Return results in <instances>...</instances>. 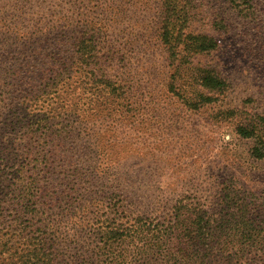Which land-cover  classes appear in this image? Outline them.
Returning a JSON list of instances; mask_svg holds the SVG:
<instances>
[{"label":"rangeland","instance_id":"obj_1","mask_svg":"<svg viewBox=\"0 0 264 264\" xmlns=\"http://www.w3.org/2000/svg\"><path fill=\"white\" fill-rule=\"evenodd\" d=\"M251 3L246 10L227 0H0V176L12 185L0 264H33L21 236L42 222L66 261L98 245L94 224L107 215L94 211L83 222L84 211L117 185L142 223L168 221L178 203L212 214L210 247L224 256L210 261L198 246L178 264H264V0ZM163 29L180 39L214 37L219 47L191 55L179 45L172 62ZM83 38L93 46L79 55ZM204 73L226 83L207 104L195 98ZM45 113L46 129L38 122ZM250 125L258 130L252 137L238 134ZM89 166L94 180L77 177ZM23 182H38L33 214L12 192ZM156 257L153 264H165Z\"/></svg>","mask_w":264,"mask_h":264},{"label":"trees","instance_id":"obj_2","mask_svg":"<svg viewBox=\"0 0 264 264\" xmlns=\"http://www.w3.org/2000/svg\"><path fill=\"white\" fill-rule=\"evenodd\" d=\"M227 1L233 8L244 7L246 10L254 8L251 0ZM255 13V11L251 12L252 15ZM216 24L218 27L220 26V28L223 26L222 22ZM11 26L4 25L6 28H11ZM165 27L167 28V24ZM12 29H15V27L13 26ZM163 32L161 41L167 45L171 55L170 58H173L172 62H176V49L179 45H183L184 51L191 55H202L203 53L213 52L219 47V42L214 37L206 35H186L185 37L181 36L180 39L179 36L174 37L171 35L168 29H163ZM88 45L89 47L93 46L92 40H86L85 38L81 39L79 43H76L77 48H79L76 53L82 55L83 53L81 52L83 49H87ZM73 46H75V44H73ZM77 61H81L79 64L84 65L83 62H85V60L83 56H78ZM45 80L46 78L44 77L41 78L40 81L45 82ZM198 82L200 89L198 92L195 91L196 101L206 104L213 101L211 96L214 93L222 92L226 88L225 81L216 73L201 74ZM44 85L48 86V84L45 83ZM54 94L58 97V94ZM41 98L42 96L40 95L38 97L36 96L35 99L40 100ZM45 116L47 117L49 114L45 113L44 118L38 119L39 124H41L44 129L48 128V124L51 121V119L45 118ZM81 123H83V121H81ZM256 131L258 132L257 127L250 125L249 127H240L238 129V134L243 138H250ZM254 156L258 159L262 158V149L255 150ZM94 171H96V169L89 166L77 170L75 174L77 177L82 178V180H84V178L86 180L87 178L94 180ZM97 179L98 177L95 180ZM91 182L92 181H87L89 184H91ZM9 187H12V185H8L7 181H4L2 176H0L1 219L3 218L2 205L9 201L8 198L4 197V195L7 196L9 194L6 190ZM15 190L18 191V195L22 201L23 205L21 207L33 214L35 208H33L32 205L39 203L37 195V193L40 192L38 182H23L20 188L17 186L12 192L16 193ZM70 191L76 193L75 186L73 188L71 186ZM109 191L114 192H112L109 197L96 199L94 203L90 202L91 205L84 211L88 215L85 216L83 222L92 220V217H97L98 215L92 216L95 214L94 211H97L98 214L104 212V214L107 215V218L101 225L98 223L94 224V226L97 227L95 235L99 238L98 245L94 247L89 246L87 249L76 250L75 259L66 261L64 260L65 254L61 252L59 248L55 247L56 238L52 230L53 227L47 226L45 222H42L38 231L34 232L35 234L28 235L26 238L21 236L22 240H25L29 247H33V251L28 252V255L33 256V264H132L128 261L131 256L138 257L140 262L143 260L145 263L151 262V264H153L152 259L157 258L156 255L163 258L165 264H167V258L174 260L175 264H178V258L185 261L188 260L190 252L194 251V248L198 246L202 248V251L209 252L207 258H209L210 261H214L219 255L220 257L224 256L222 249H219L220 251L215 255L214 252H217V249L210 247L214 246L217 233L212 227L213 216L209 211L204 209V207H196L193 209L188 205L178 203V205L174 207V215H172L168 221L166 218L163 222L146 220L142 223L138 221L137 218L136 220L135 218H131L134 215V210L137 209V204L132 198H127L129 196L124 194L126 192H124L119 185L110 187ZM27 197L29 198L28 202H32L33 204L24 206ZM20 223L22 224V222ZM22 232L21 230L20 233ZM6 246L7 245H4V247ZM115 250L119 252L117 255ZM104 254L107 257H105V261H102ZM14 258L15 259L12 261L15 264H23L22 258ZM205 258L206 257L203 258V262ZM120 259H122V262L119 261Z\"/></svg>","mask_w":264,"mask_h":264}]
</instances>
